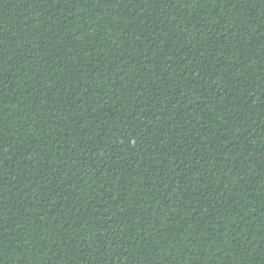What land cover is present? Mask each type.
<instances>
[{
	"label": "trees",
	"instance_id": "obj_1",
	"mask_svg": "<svg viewBox=\"0 0 264 264\" xmlns=\"http://www.w3.org/2000/svg\"><path fill=\"white\" fill-rule=\"evenodd\" d=\"M0 264H264V0H0Z\"/></svg>",
	"mask_w": 264,
	"mask_h": 264
}]
</instances>
